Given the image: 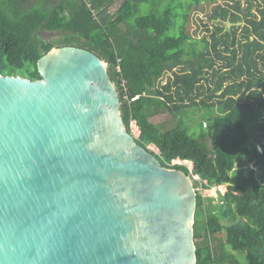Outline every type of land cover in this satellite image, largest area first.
Returning a JSON list of instances; mask_svg holds the SVG:
<instances>
[{"label": "trees", "instance_id": "16d2710c", "mask_svg": "<svg viewBox=\"0 0 264 264\" xmlns=\"http://www.w3.org/2000/svg\"><path fill=\"white\" fill-rule=\"evenodd\" d=\"M117 1L0 0V75L36 81L37 61L55 48L94 53L137 143L155 146L162 166L197 176L195 188L226 187L214 205L196 191V264H264V0L213 4L200 40L192 14L214 0H122L112 13ZM56 32L59 45L44 38ZM126 94L140 99L128 105ZM197 110L220 115L192 136L185 118ZM166 113L177 126L162 131L152 119Z\"/></svg>", "mask_w": 264, "mask_h": 264}, {"label": "water", "instance_id": "95a60500", "mask_svg": "<svg viewBox=\"0 0 264 264\" xmlns=\"http://www.w3.org/2000/svg\"><path fill=\"white\" fill-rule=\"evenodd\" d=\"M36 67L0 75V264H196L193 179L128 133L108 64Z\"/></svg>", "mask_w": 264, "mask_h": 264}, {"label": "rangeland", "instance_id": "374dc122", "mask_svg": "<svg viewBox=\"0 0 264 264\" xmlns=\"http://www.w3.org/2000/svg\"><path fill=\"white\" fill-rule=\"evenodd\" d=\"M242 1L243 3H245V0H242ZM121 2L122 0H118L117 3H115L114 5L110 7V11L112 13L116 12ZM225 2H235V0H232V1L231 0H214L211 2H207V3L204 2L199 5V7L197 8V11H194L192 14V24L190 28V34L193 37V39L200 40L206 35L203 25L207 22V15L210 12L211 6L215 3L223 4ZM145 10H147V7L145 8ZM241 25L242 24H240V26ZM44 38L47 40L55 41L59 45L61 39H63L64 36L61 33L56 32L54 34H46ZM198 50L199 51L202 50L201 45L198 46ZM171 78H172L171 73L166 74L165 77L162 79V84H164L167 79H171ZM219 115L220 114L218 113V111L207 113V112H201L197 110L195 113L191 112V114L185 118L186 124H188L192 128L190 135L193 136L194 132L198 134L202 124H205L207 120L214 119L218 117ZM152 122L162 131H165V130H168V129H171L177 126V122L168 113L162 116L153 118ZM129 131L132 137L136 139L139 138V130L137 129L135 125H132V129L130 128ZM253 138H254V135H253ZM148 148L151 152H154L155 154H159V151L155 146H150ZM174 164L186 165L191 172L193 171L192 163H189V162L184 163L183 161L178 160V161H175L173 165ZM192 177H193V181L198 180L197 176L192 175ZM225 190H226L225 185L214 186L212 188L207 189V188H204L199 183L197 184V187L195 188V191L200 193V195L204 197V199H207V197L208 199H212L213 205L217 202L218 195L220 193H224ZM204 203L206 206L208 205V202H204ZM220 236L223 237V234H221Z\"/></svg>", "mask_w": 264, "mask_h": 264}, {"label": "built area", "instance_id": "2783aa9c", "mask_svg": "<svg viewBox=\"0 0 264 264\" xmlns=\"http://www.w3.org/2000/svg\"><path fill=\"white\" fill-rule=\"evenodd\" d=\"M119 63L121 62V60L119 59V61H118ZM117 70H118V72H120L121 73V68H120V66H118L117 67ZM123 86L125 87V82L123 81ZM140 99V95H137V96H134V97H129L128 96V94H126V96H125V100L128 102V105H130V103H134V102H136L137 100H139ZM132 125H135L136 126V124H135V122H130V125H129V129L131 128L132 129ZM137 127V126H136ZM137 129H138V127H137ZM139 130V129H138ZM130 132V131H129ZM139 135H140V131H139Z\"/></svg>", "mask_w": 264, "mask_h": 264}]
</instances>
